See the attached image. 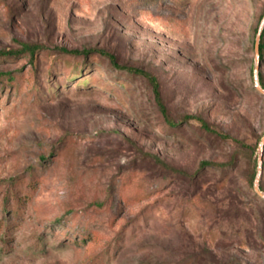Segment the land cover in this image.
<instances>
[{
  "label": "rangeland",
  "instance_id": "1",
  "mask_svg": "<svg viewBox=\"0 0 264 264\" xmlns=\"http://www.w3.org/2000/svg\"><path fill=\"white\" fill-rule=\"evenodd\" d=\"M257 41L264 0H0V50L45 46L0 56V264H264Z\"/></svg>",
  "mask_w": 264,
  "mask_h": 264
},
{
  "label": "trees",
  "instance_id": "2",
  "mask_svg": "<svg viewBox=\"0 0 264 264\" xmlns=\"http://www.w3.org/2000/svg\"><path fill=\"white\" fill-rule=\"evenodd\" d=\"M44 48H45L44 45L38 44V43H24L22 45V47L20 49H17V50H10V49L9 50H7V49L0 50V56H13V55H17V54L19 55V54H22L24 52H27L30 54L31 60L34 62L37 52H39L40 50H43ZM259 48H260V54L262 55V53L264 51V42L263 41L260 42ZM59 51L61 53H63L64 55H67V56L81 57L86 62L93 55H101V56L107 58L110 61V63L112 64V66H114L115 68L120 69V70H124V71H126L128 73H132L134 75H141V76L145 77L152 85L156 104H157L158 108L160 109V111L162 112L163 116L166 118L167 123H169V124L173 123V121L170 118L168 109H167V107L163 101V98H162L160 83H159L157 77L155 75H153L152 73H150V72H148L142 68L120 64L118 57L114 53L107 51L106 49H100V48L68 49L66 47H59ZM85 68H86V65H85ZM83 69L80 70V72H79V69H77V71L75 72L76 75L73 77L76 78V77L80 76V74L85 70V69L84 70ZM8 75L9 76H7L6 73H0V78L3 76L4 77L7 76L10 78L14 77L12 75V73H9ZM77 82L79 84L87 83L88 77L80 78ZM261 86H262V88H264V82H261ZM196 118L201 122L202 126L206 130L211 131V132L214 131V132H217L218 134L222 135V133H219L214 128H212L211 125L206 120H204L202 117H196ZM224 136H227V135H224ZM212 164H214V163L204 161L201 163V168H203L205 166L212 165ZM261 189L262 188L260 186V190Z\"/></svg>",
  "mask_w": 264,
  "mask_h": 264
},
{
  "label": "water",
  "instance_id": "3",
  "mask_svg": "<svg viewBox=\"0 0 264 264\" xmlns=\"http://www.w3.org/2000/svg\"><path fill=\"white\" fill-rule=\"evenodd\" d=\"M258 57H259V43H258V41H257V43H256V59H257V61H258ZM257 69H258V65L256 66L255 71H256ZM256 85H257L258 89H259L261 92L264 93V89H263L259 84L256 83ZM261 159H262V157H261ZM255 189H256V191H257L259 194H262V191L260 190V187H259L258 184L256 185Z\"/></svg>",
  "mask_w": 264,
  "mask_h": 264
}]
</instances>
